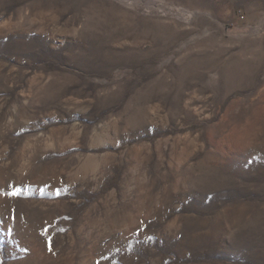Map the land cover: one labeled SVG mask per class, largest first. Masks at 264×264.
Returning a JSON list of instances; mask_svg holds the SVG:
<instances>
[{"label":"rangeland","instance_id":"obj_1","mask_svg":"<svg viewBox=\"0 0 264 264\" xmlns=\"http://www.w3.org/2000/svg\"><path fill=\"white\" fill-rule=\"evenodd\" d=\"M0 264H264V0H0Z\"/></svg>","mask_w":264,"mask_h":264}]
</instances>
